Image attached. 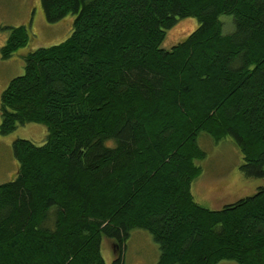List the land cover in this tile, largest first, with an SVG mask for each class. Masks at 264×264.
<instances>
[{
  "label": "trees",
  "instance_id": "trees-1",
  "mask_svg": "<svg viewBox=\"0 0 264 264\" xmlns=\"http://www.w3.org/2000/svg\"><path fill=\"white\" fill-rule=\"evenodd\" d=\"M39 1L48 23L70 15L72 29L24 56L0 95V135L47 130L41 146L12 144L0 264H106L102 239L121 249L136 229L156 264H264V187L219 210L191 193L202 133L231 140L243 176L264 179V0ZM186 18L197 28L164 49ZM28 40L10 29L0 57Z\"/></svg>",
  "mask_w": 264,
  "mask_h": 264
},
{
  "label": "rangeland",
  "instance_id": "rangeland-1",
  "mask_svg": "<svg viewBox=\"0 0 264 264\" xmlns=\"http://www.w3.org/2000/svg\"><path fill=\"white\" fill-rule=\"evenodd\" d=\"M224 32L232 28L227 16ZM73 17L68 15L55 23H48L39 0H0V49L6 43L10 29L24 27L29 40L25 47L18 49L9 59L0 57V95L11 79L24 72L23 58L38 49L57 45L68 38L72 29ZM198 24L194 18L180 20L167 31L162 47L171 49L192 33ZM47 130L40 124H27L17 127L12 133L0 135V185L11 181L16 175V163L12 155L15 140H27L36 146L45 142ZM199 147L206 153L204 160L196 164L202 169L193 181L191 193L200 206L219 210L239 199L254 195L264 187V179H246L240 171L242 156L236 145L229 139L215 143L205 133L197 138ZM101 254L106 264H111L122 255L123 264H156L159 249L152 236L144 230H132L124 248L114 242L102 239ZM218 264H237L234 261H221Z\"/></svg>",
  "mask_w": 264,
  "mask_h": 264
}]
</instances>
